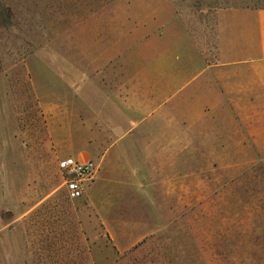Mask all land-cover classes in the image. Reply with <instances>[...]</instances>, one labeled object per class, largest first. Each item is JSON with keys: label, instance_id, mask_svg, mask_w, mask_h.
Wrapping results in <instances>:
<instances>
[{"label": "rangeland", "instance_id": "rangeland-1", "mask_svg": "<svg viewBox=\"0 0 264 264\" xmlns=\"http://www.w3.org/2000/svg\"><path fill=\"white\" fill-rule=\"evenodd\" d=\"M2 7L10 20L0 18V264H264V144L239 142L231 97L193 93L213 46L207 26L211 36L219 11L264 0ZM159 108L167 118L144 120ZM114 144L137 148L139 167L162 165L161 176L106 180L108 203H70L66 224L50 233L14 222L17 193L45 192L59 157L82 149L99 170ZM44 235L50 247L40 250Z\"/></svg>", "mask_w": 264, "mask_h": 264}, {"label": "crops", "instance_id": "crops-1", "mask_svg": "<svg viewBox=\"0 0 264 264\" xmlns=\"http://www.w3.org/2000/svg\"><path fill=\"white\" fill-rule=\"evenodd\" d=\"M218 17L219 22L217 25H213L211 36L210 27L207 26V39L208 42L212 41L213 46L210 47L211 53L209 52L208 61H200L203 64H199L200 81L195 86L193 93L199 96L215 97L223 94L231 97L234 111L239 113L241 120L239 135H236L240 137L239 142L262 145L264 144V8L219 11ZM159 76L167 79L166 72L160 73ZM176 76V72L170 74V77ZM233 97L240 98L237 100ZM211 110L215 111L216 108L212 107ZM157 114L158 116L160 114L159 123L165 117L167 118V114H163L162 109L159 108L154 114L144 116V120L153 122L154 120L149 119ZM162 140L167 143L168 139L165 137ZM132 143L133 141L129 144ZM114 149L115 144L100 156L99 170L96 164V171L92 178L94 181L91 180L85 187L86 195L83 194L81 198L74 200L67 196L58 162L69 157L82 161L91 159L83 156L82 149L71 153L73 154L71 156L59 157L55 166L56 177L53 179L56 182L51 181L45 192H40L38 196L33 193L31 199H25L24 193H17L15 203H19V205L15 212L14 222L17 225H24L31 221L35 232L50 233L55 230L53 225H57V222L62 226L66 224V220L71 214L70 203H108L110 197L107 196L106 191L103 192L102 183L107 181L123 184L137 183L139 182L138 177H145L147 173L151 176H161L162 165L159 169L155 168L154 170L138 166L136 161L138 156L132 157L137 155V152L132 155V150L137 151V148L133 149L130 146L127 151L122 149L121 152L115 149L116 151L112 155L111 151ZM164 166L166 168V164ZM97 171L98 176L95 178ZM111 198L114 201L120 196L114 195L113 191ZM22 203L34 204L24 209ZM56 203L63 204L57 205ZM57 213L59 214L57 215ZM44 237L38 238L40 250H47L50 247L51 239L45 235Z\"/></svg>", "mask_w": 264, "mask_h": 264}, {"label": "built area", "instance_id": "built-area-1", "mask_svg": "<svg viewBox=\"0 0 264 264\" xmlns=\"http://www.w3.org/2000/svg\"><path fill=\"white\" fill-rule=\"evenodd\" d=\"M64 179V187L70 199H79L85 192V183L90 182L96 171L92 160L82 161L76 158H65L58 162Z\"/></svg>", "mask_w": 264, "mask_h": 264}, {"label": "trees", "instance_id": "trees-1", "mask_svg": "<svg viewBox=\"0 0 264 264\" xmlns=\"http://www.w3.org/2000/svg\"><path fill=\"white\" fill-rule=\"evenodd\" d=\"M2 17H4V18H2ZM0 18H1V20H3L4 22H7V21H9L10 20V12H9V10L6 8H1V12H0Z\"/></svg>", "mask_w": 264, "mask_h": 264}]
</instances>
